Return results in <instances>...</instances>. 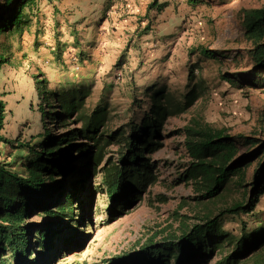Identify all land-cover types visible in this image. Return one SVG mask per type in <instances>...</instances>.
Masks as SVG:
<instances>
[{"label":"rangeland","instance_id":"obj_1","mask_svg":"<svg viewBox=\"0 0 264 264\" xmlns=\"http://www.w3.org/2000/svg\"><path fill=\"white\" fill-rule=\"evenodd\" d=\"M153 1L42 0L38 14L21 36L0 39V44L11 48L10 64L0 73V98L8 106L2 134L8 139L21 136L29 141L41 131L42 122L33 124L30 122L33 115L23 111L24 103L35 102L31 92L36 76L43 74L49 88L57 91L85 85L90 89L86 109L91 111L105 96L104 84L110 81L107 77L116 74V64L127 47L128 55L123 58L129 57V61L122 66V80L112 76L111 80L118 86L105 96L112 101L107 130L114 131L128 124L132 117L143 116L150 102V97L144 94L147 85L165 86L176 98H182L193 84L189 80L193 71V79L201 84L203 93L189 110L165 124L162 147L149 156L154 179L148 188L116 207L106 192L102 170L106 165L118 164L121 146L113 144L106 148L104 160L96 168L89 160L94 162L95 149L74 153L70 162L64 157L54 159L56 166L69 171L68 176L58 178L59 184H53L59 188L58 194L63 189L71 192L70 185L77 179L86 182L82 181L80 189L72 190L78 193L72 204L73 217L51 216L40 208L30 214L27 223L32 229L29 232L32 244L37 243L35 235L40 229L50 233L53 241L48 249L37 247L31 251L26 264H146L147 260L135 257L142 255V248L150 240L156 245L176 242L184 232L204 223L207 214L215 218L243 197L245 191L235 186V182L210 200L203 199L204 192L194 181L180 180L192 161L185 146V130L193 125L192 120L199 119L231 136L264 140V75L258 72L257 76H249L255 65L250 55L251 44L244 37L243 18V11L264 7V0H198L196 3L159 0L167 5L164 11L148 14ZM145 32L148 34L143 35ZM75 38L81 43L79 49L73 46ZM57 43L63 46L69 43L66 54L60 59L54 56L55 60L46 64L44 58L53 55L55 51L51 49L57 48ZM200 48L223 52L224 57L208 60L197 51ZM79 50L88 53L92 62L82 65L76 57ZM141 73L146 75L148 84L141 81ZM133 76L139 78L137 84L141 89L137 104L144 100L147 103V106L141 104L142 108H134L128 95L126 85ZM225 77L239 82L233 85ZM66 82L70 85H59ZM46 122L44 129L48 128L52 137L68 131L57 129L53 120ZM255 149L242 147L238 159ZM0 151L1 161L12 166L9 169L27 176L22 166L26 160L22 156H28L26 150L1 145ZM257 164L258 161L247 169L248 193ZM57 196L51 194L45 199L50 204L49 210L57 211ZM255 213L253 220L244 214L225 218L224 229L240 239L245 235L244 228L249 235L258 227L264 228V196ZM214 247L209 245V252L200 264H225L235 248L228 243L218 249ZM256 256L249 253L236 262L256 264ZM183 259L179 262L171 258L168 264H187ZM0 264L18 263L11 253L2 252Z\"/></svg>","mask_w":264,"mask_h":264},{"label":"trees","instance_id":"obj_2","mask_svg":"<svg viewBox=\"0 0 264 264\" xmlns=\"http://www.w3.org/2000/svg\"><path fill=\"white\" fill-rule=\"evenodd\" d=\"M41 1L4 0L0 3V39L14 35L21 36L38 14ZM190 2L196 3L198 0ZM165 7H167L165 3L154 0L148 6V14L151 11L160 14ZM243 18L244 37L247 43L251 44L250 55L255 65L254 71L249 76H257L258 72L264 75V7L243 11ZM146 29L150 30L149 27ZM146 34L148 33L145 32L143 35ZM66 46L57 43L56 49L58 50L54 54L58 59L66 52ZM73 46L80 48L79 39L74 42ZM10 51V47L0 44V73L5 66L10 64ZM197 51L208 60L224 57L223 52L204 48ZM128 52L129 47L124 50V55L116 64V74L108 75L107 80L110 81L104 84L106 85L105 96L118 86L111 80L112 76L120 79L121 82V74L124 70L122 66L129 61V57L124 60ZM76 57L82 65H85L87 61L92 62V57L82 50L76 53ZM190 72L189 80L193 84L182 98H176L165 86L147 85L144 94L150 97V102L149 107L143 111V116L140 119L132 117L128 124L114 131L107 130L111 114V99L103 96L98 105L88 111L86 109V100L90 92L88 87L81 84L78 87L72 86L60 91L52 90L49 88V81L42 74L35 77V87L36 107L41 117L43 131L33 135L29 141L21 136L8 139L2 134L7 111L6 103L0 98V147L4 145L6 148L26 150L28 155L27 157L22 156L26 159L22 166L27 176H21L18 172L9 169L11 165L1 161L2 152L0 151V254L2 252L11 253L18 264H26L25 261L31 251L36 250L37 247L49 248L53 237L45 229L36 232L35 237L38 241L32 244L29 233L32 229L27 221L36 209H43L51 216L70 214V217H73L71 215L72 204L78 193L75 194L72 190L80 189L82 181L85 183L86 180L77 179L70 185L71 192L63 189L58 194L59 188L54 187L53 184H59L58 178L68 176L69 171L60 165L56 166L54 160L56 158L64 157L70 162L69 158L74 153H82L86 148L95 149L94 162L90 158L89 160L96 168L104 160L105 149L113 144L119 145L123 151L117 161L118 164L106 165L102 170L104 185L110 200L116 207L120 202L127 201L130 196L144 192L154 179L149 156L162 147L161 137L165 124L170 118L189 110L203 95L201 84L195 83L194 72ZM138 79L133 76V80L126 85L134 108H142L141 104L147 106L145 100L142 103L139 102L140 105L137 104V94H141L140 85L137 84ZM140 79L145 82L144 84H148L145 74L141 73ZM225 80L233 85L239 82L227 77ZM83 81L86 80L83 79ZM53 109L57 112L50 111ZM48 120H53L57 129L65 128L68 131L52 137L48 128L44 129L47 127L45 124ZM192 124L185 130V146L192 161L187 171L181 175L180 180L182 182L194 181L200 186L199 190L204 192L203 199L210 200L219 197L235 182V186L245 191L243 197L229 208L221 210L215 218L207 214L202 220L204 223L195 225L189 232H184L176 242L166 241L156 245L153 240H150L142 248V255L135 258L147 260L146 264L156 262L168 264L171 258H177L179 262L184 258L187 264H200L203 257L208 254L210 244L218 249L228 243L233 244L235 248L233 253L226 257L225 264H237L236 261L239 258L247 257L249 253L257 255L256 264H264V252L259 253L264 251V228L258 227L252 235L246 234L247 228H244L245 235L240 239H236L224 229L225 218L229 216L244 214L250 216L252 220L255 219V212L264 196V140L231 136L223 130H215L211 125L199 119L192 120ZM72 126L75 128L68 129ZM85 140L92 142L93 145L84 143ZM242 147L256 149L238 159ZM256 161L258 164L249 184L252 187L251 191L248 193L247 169ZM235 177L236 181H234ZM51 194L58 195L55 201H59L57 211L49 210L50 204L45 201ZM41 195L47 196L40 198Z\"/></svg>","mask_w":264,"mask_h":264},{"label":"crops","instance_id":"obj_3","mask_svg":"<svg viewBox=\"0 0 264 264\" xmlns=\"http://www.w3.org/2000/svg\"><path fill=\"white\" fill-rule=\"evenodd\" d=\"M80 1H82V0H79V2H80ZM77 39H79V38H75V39H74V42H75ZM52 44H53V43H52ZM65 45H69V43H68V44H65ZM51 50H54V51L56 52L58 49H56V48H52ZM65 54H66V52L63 53V55H65ZM54 56H56V54H54V53H53V55H52V54L50 55V58H49V56H46V57H48V58H44V60H47L45 63H46V64H49L50 62L54 61V60H55ZM89 56H90V55H89ZM68 83H70V82L59 83V85L63 84L64 86H66V84H68ZM33 84H34V89H33V91L31 92V97H32L33 99H35V102H36V101H37V91H36V87H35V82H34ZM35 102H31V101H30V103H24V104H23V107H25V109H24L23 111H25V114H26V115H27V114H28V115H29V114L33 115L32 120H31L30 122H32L33 124L40 125V123H41V120L39 121V116H40V114H39L38 111H37V107H36V105H35ZM26 104H27V106H26ZM27 108H28V109H27ZM6 111L8 112V106H6ZM27 120H28V119H27ZM40 130L43 131L42 128H41ZM39 132H41V131H39ZM14 138H16V137H14ZM14 138H12V139H14Z\"/></svg>","mask_w":264,"mask_h":264},{"label":"water","instance_id":"obj_4","mask_svg":"<svg viewBox=\"0 0 264 264\" xmlns=\"http://www.w3.org/2000/svg\"><path fill=\"white\" fill-rule=\"evenodd\" d=\"M84 248V247H83Z\"/></svg>","mask_w":264,"mask_h":264}]
</instances>
